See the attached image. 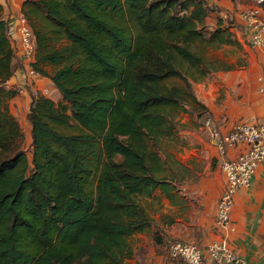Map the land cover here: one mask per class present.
<instances>
[{
    "label": "trees",
    "instance_id": "trees-1",
    "mask_svg": "<svg viewBox=\"0 0 264 264\" xmlns=\"http://www.w3.org/2000/svg\"><path fill=\"white\" fill-rule=\"evenodd\" d=\"M28 2L31 65L62 100L33 97L30 161L0 91V264H125L129 238L153 224L139 198L177 188L160 177L150 143L173 135L179 109L207 110L193 83L235 66L207 58L202 46L240 45L235 21L219 14L210 26L220 8L207 0ZM2 10L0 86L17 65ZM174 78L184 84L169 85Z\"/></svg>",
    "mask_w": 264,
    "mask_h": 264
},
{
    "label": "crops",
    "instance_id": "crops-1",
    "mask_svg": "<svg viewBox=\"0 0 264 264\" xmlns=\"http://www.w3.org/2000/svg\"><path fill=\"white\" fill-rule=\"evenodd\" d=\"M27 1L34 0H0L3 18L9 22V35L15 50L14 62L17 64L7 84L24 88L23 93L29 85L37 89L44 85L45 92H49L55 84L47 76L31 73L33 61L26 59L20 40V16L34 8ZM216 4L220 11L212 12L207 23L215 26L219 14L224 18L232 17L235 23L231 30L241 42L243 53L239 57L240 63L235 62L234 68L216 72L219 82L198 83V87L194 85V91L220 130L227 132L239 120L264 122V49L249 44L247 30L237 17L242 8L254 5L253 0H216ZM34 18L32 15L33 21ZM201 140L205 145V177L200 185L191 190L194 197H185L188 195L182 193L178 186L168 194L161 188L152 194L159 196L157 202L162 200L160 212L150 216L162 229L163 237L160 241L156 239L155 232H148L149 227L138 232L143 238L140 244L145 254V261L141 264H184L170 258L164 245L169 239L193 242L204 250L214 241L226 242L237 255V260L229 264H264V162L253 175L250 186L236 192L230 229L219 228L215 223L216 212L226 187V175L220 167L215 141L206 130L205 140ZM244 148L245 145L229 147L226 157L236 159ZM197 153L196 149L187 150L186 156L194 158ZM130 258L132 253L125 258V264H130Z\"/></svg>",
    "mask_w": 264,
    "mask_h": 264
},
{
    "label": "rangeland",
    "instance_id": "rangeland-1",
    "mask_svg": "<svg viewBox=\"0 0 264 264\" xmlns=\"http://www.w3.org/2000/svg\"><path fill=\"white\" fill-rule=\"evenodd\" d=\"M216 5V0H214L212 2V6L215 7ZM236 10L238 11L240 10V8H236ZM38 26L40 27L41 23H38ZM235 37L237 38L236 34ZM239 44L240 45L223 44L220 46H216L210 43H206L205 46H202V52H204L205 56L211 60H220L223 63L235 66V62L237 63L238 61V63H240L239 57L241 53H243L241 42ZM59 45H61V43ZM55 68V66L50 64L45 66V69L49 73L53 72ZM219 79L220 78L217 77L216 72L211 73V75L206 79L194 82L193 88L194 85L195 87H198V83L207 84V82H211L213 80L219 82ZM168 84L182 86L184 82L179 78H174L169 79ZM23 89L24 88L18 87L17 85H8L7 82L3 83L2 86H0L2 109H7L8 112L13 115L18 121L22 132V140L19 144V149L25 151L31 161L34 151L31 133L32 125L30 122V111L33 97L45 96L48 98H52L55 102L58 103L62 100V95L56 86H52V88L49 89V92H45L46 90L44 85H42V87L39 89L34 88L33 85H29L27 86L25 93H23ZM10 90L14 91L15 95L8 94ZM41 90L44 91L42 92ZM189 111L186 112L179 109L177 114L178 116L176 115L177 117L173 118L172 120L174 127L171 134L173 135L166 136L163 139H160L157 146H155L153 143H150V146L152 150H155L158 153L161 161L164 164V169L161 170V172L159 171L160 177L168 178L171 181H174L177 186L180 187L181 192L188 195L185 197L191 199L194 197L191 190L195 186L200 185L201 181L205 177V145L202 143L203 140L201 139L205 140V128L203 127L204 120L207 118V116L212 115L210 114L208 109L206 111L202 109L194 112ZM176 113L177 111L175 112V114ZM242 121L246 120L237 121L230 129H232L237 123ZM64 131L66 133H75L79 130L73 129L71 127H65ZM192 149H196L198 151L197 156H195L194 158H188L186 156V152L187 150ZM218 158H221L219 154ZM157 198H159V196L154 195L150 197L141 196L139 198L141 204L149 210L150 215L158 214L161 207L163 206V204H161L162 200H158L159 202H157ZM148 232H155V238L159 239V241L163 237L161 235L162 229H160L155 223V219H153V224H151V226L149 227ZM142 239V236H140L138 233L129 238L132 258H130L131 260L129 262L127 261L128 263L141 264L145 261L143 245L140 244ZM167 241L168 240H165L164 242V245L166 247Z\"/></svg>",
    "mask_w": 264,
    "mask_h": 264
},
{
    "label": "built area",
    "instance_id": "built-area-1",
    "mask_svg": "<svg viewBox=\"0 0 264 264\" xmlns=\"http://www.w3.org/2000/svg\"><path fill=\"white\" fill-rule=\"evenodd\" d=\"M207 1L212 3L214 0ZM253 1L254 5L238 11L237 17L247 30L249 44L264 49V0ZM19 32L24 55L32 62L36 55V38L25 14L20 16ZM31 73L36 71L31 68ZM203 127L215 141L221 157L220 167L226 175V187L218 202L215 223L219 228L230 229L236 192L250 186L253 175L264 162V122L242 121L222 132L214 118L207 117ZM238 145H245L244 150L236 159H228V148ZM167 249L171 259L184 264H229L237 260L236 253L222 241H214L204 250L193 242L169 239Z\"/></svg>",
    "mask_w": 264,
    "mask_h": 264
}]
</instances>
